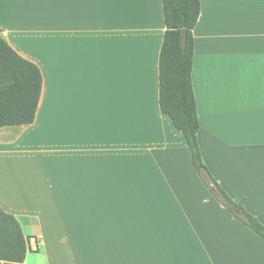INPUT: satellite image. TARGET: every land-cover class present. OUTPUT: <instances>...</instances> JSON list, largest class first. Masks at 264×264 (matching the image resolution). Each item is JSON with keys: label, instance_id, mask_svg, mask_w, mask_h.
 <instances>
[{"label": "crops", "instance_id": "0c3cea01", "mask_svg": "<svg viewBox=\"0 0 264 264\" xmlns=\"http://www.w3.org/2000/svg\"><path fill=\"white\" fill-rule=\"evenodd\" d=\"M191 80L202 159L264 225V0H199ZM34 62V122L0 127V207L25 264H264V238L197 173L159 109L161 0H0Z\"/></svg>", "mask_w": 264, "mask_h": 264}, {"label": "trees", "instance_id": "16d2710c", "mask_svg": "<svg viewBox=\"0 0 264 264\" xmlns=\"http://www.w3.org/2000/svg\"><path fill=\"white\" fill-rule=\"evenodd\" d=\"M165 24L158 59V102L180 131L191 152L194 168L207 185L202 172L217 189L220 203L244 225L264 238V225L233 201L213 178L200 152L195 96L191 71L194 54L193 29L200 13L199 0H161ZM42 74L32 61L18 54L0 30V127L34 122L42 90ZM28 236L10 213L0 207V264H25L31 249Z\"/></svg>", "mask_w": 264, "mask_h": 264}, {"label": "built area", "instance_id": "2783aa9c", "mask_svg": "<svg viewBox=\"0 0 264 264\" xmlns=\"http://www.w3.org/2000/svg\"><path fill=\"white\" fill-rule=\"evenodd\" d=\"M27 244L30 246L31 249H36L38 240L35 236H30L28 237V242Z\"/></svg>", "mask_w": 264, "mask_h": 264}, {"label": "rangeland", "instance_id": "374dc122", "mask_svg": "<svg viewBox=\"0 0 264 264\" xmlns=\"http://www.w3.org/2000/svg\"><path fill=\"white\" fill-rule=\"evenodd\" d=\"M35 253L36 252H28L27 253V258H29V260L32 259L35 256Z\"/></svg>", "mask_w": 264, "mask_h": 264}]
</instances>
